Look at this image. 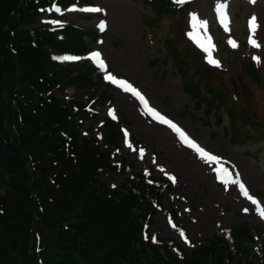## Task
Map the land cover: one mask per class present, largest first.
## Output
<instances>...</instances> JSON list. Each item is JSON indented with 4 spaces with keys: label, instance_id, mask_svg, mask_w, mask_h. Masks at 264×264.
Instances as JSON below:
<instances>
[{
    "label": "trees",
    "instance_id": "16d2710c",
    "mask_svg": "<svg viewBox=\"0 0 264 264\" xmlns=\"http://www.w3.org/2000/svg\"><path fill=\"white\" fill-rule=\"evenodd\" d=\"M54 1L0 0V264H264L262 230L247 225L190 251L152 233L169 182L152 170L128 174L131 162L116 160L118 123L82 132L112 97L87 58L85 38L97 34L72 22L22 29ZM143 1L175 10L171 0ZM108 174L124 182L111 189L100 180Z\"/></svg>",
    "mask_w": 264,
    "mask_h": 264
},
{
    "label": "rangeland",
    "instance_id": "374dc122",
    "mask_svg": "<svg viewBox=\"0 0 264 264\" xmlns=\"http://www.w3.org/2000/svg\"><path fill=\"white\" fill-rule=\"evenodd\" d=\"M79 1L67 10L51 6L52 12L40 13L36 24L22 29L68 21L96 32L98 42L93 36L85 41L109 67L103 76L129 82L150 108L177 125L208 157L217 158L201 156L189 147L120 84L102 82L101 90L112 94L111 102L95 106L82 132L115 119L124 134L116 160L131 162L128 174L152 170L153 177L170 182L152 233L187 251L244 225L251 233L261 229L264 237V218L259 214L264 209V0H195L180 3L169 13L156 11L143 0ZM221 4L226 5L227 31L218 14ZM86 8L101 11L82 10ZM53 13L63 19L55 22ZM253 16L258 25L254 33L249 26ZM193 17L207 22L206 28L194 29ZM193 35L203 42L210 39L211 56L219 66L209 62ZM250 38L259 46H253ZM250 65L255 66L254 73ZM67 95L73 97L74 89ZM224 169L234 177L218 184L216 173ZM124 179L121 174L100 177L111 189ZM241 183L257 204L244 195Z\"/></svg>",
    "mask_w": 264,
    "mask_h": 264
},
{
    "label": "snow or ice",
    "instance_id": "6c2138e0",
    "mask_svg": "<svg viewBox=\"0 0 264 264\" xmlns=\"http://www.w3.org/2000/svg\"><path fill=\"white\" fill-rule=\"evenodd\" d=\"M178 3H183L185 2V0H177ZM252 3H255V0H251ZM225 8H226V5H219L218 6V14H219V18H220V22L221 24L225 27V30L227 31L228 30V19H227V14H226V11H225ZM56 11H59V9H55ZM72 10H76V9H72ZM83 11H94V12H99L101 11V9L99 8H86V9H82ZM206 24L207 22H200L197 20L196 17H193V22H192V27L194 29H196L197 27L199 28H206ZM249 26H250V30L254 33L256 28L258 27V25L256 24V18L253 16L249 22ZM193 38L194 39H197V43L199 44V46L201 48H203V50L208 53V57H209V62L210 63H213L217 66H219V62L214 60L211 56V51H212V48H213V45L211 44V41L210 39H208L206 42H203L201 40H199L198 38H196L194 35H193ZM253 46L255 47H258L259 45L257 44V42L254 40V39H251L250 38V41H249ZM229 43L233 46V47H236V44L235 42L233 41H229ZM92 59L96 60L98 62V64L100 65V67H105L104 65V62L100 59V53H93L92 54ZM63 59L65 60H73V59H78L76 57H64ZM106 79H108L109 81L111 82H114V83H118L120 84L122 87H123V90L125 92H131L134 96H136L138 99H140L143 104H144V107L147 109V111L149 112V114H151L154 118L158 119L160 123H163V124H166L168 125L170 128H172L174 131H176L177 133H179L180 135V138L182 141H184L189 147H194L196 148V151L201 155V156H204V157H208V154L202 149L200 148L198 145H195L192 141H190L188 139V137L178 128L177 125H175L172 121L166 119L165 117H163L162 115H160L158 112H156L155 109L153 108H150L148 106V103L147 101L145 100V98L141 95V93L136 90L131 84H129L128 82L126 81H118L116 79V77L112 76V75H109L106 77ZM115 118V117H113ZM130 146V145H129ZM141 155H143V151L141 150ZM209 159H212V160H216L217 158L214 157V156H211V157H208ZM218 171H221V170H218ZM173 181H175V178L173 177L172 178ZM240 188L242 190H244V195L252 200V203L253 204H257V201H255L254 199H252L251 196L248 195V192L247 190L244 188V185L241 183L240 184ZM259 214L262 218H264V209H260L259 210ZM181 235L183 236V233H181ZM153 240H155V237H153Z\"/></svg>",
    "mask_w": 264,
    "mask_h": 264
},
{
    "label": "bare ground",
    "instance_id": "6f19581e",
    "mask_svg": "<svg viewBox=\"0 0 264 264\" xmlns=\"http://www.w3.org/2000/svg\"><path fill=\"white\" fill-rule=\"evenodd\" d=\"M135 30V29H134ZM125 31L126 32H129V26L127 25V28L125 27ZM130 34V33H129ZM103 62H104V59H103V57L102 58H100ZM104 64H105V62H104Z\"/></svg>",
    "mask_w": 264,
    "mask_h": 264
}]
</instances>
